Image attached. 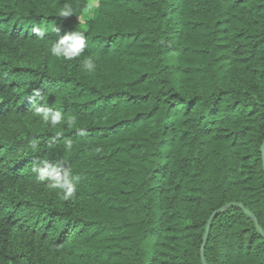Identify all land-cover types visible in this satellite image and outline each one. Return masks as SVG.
I'll list each match as a JSON object with an SVG mask.
<instances>
[{
	"label": "trees",
	"instance_id": "trees-1",
	"mask_svg": "<svg viewBox=\"0 0 264 264\" xmlns=\"http://www.w3.org/2000/svg\"><path fill=\"white\" fill-rule=\"evenodd\" d=\"M92 3L0 0V264H203L229 204L204 262L264 264V0ZM54 27L85 52L52 56Z\"/></svg>",
	"mask_w": 264,
	"mask_h": 264
},
{
	"label": "clouds",
	"instance_id": "clouds-1",
	"mask_svg": "<svg viewBox=\"0 0 264 264\" xmlns=\"http://www.w3.org/2000/svg\"><path fill=\"white\" fill-rule=\"evenodd\" d=\"M98 0L88 5V9L98 7ZM73 12L70 9H65L59 13L61 17H67ZM33 35L43 40L47 35L46 28L33 26ZM52 31L57 36L55 41H52L50 48L47 50L56 58H63L64 61H72L81 56L86 49V31L73 30L60 35V29L54 27ZM96 64L93 58L87 57L83 61V68L91 72L95 69ZM33 116L39 118L47 127L64 126L68 123L65 120L62 112L53 109L49 104L41 101L34 105ZM70 147V146H69ZM33 151H39L36 145L32 146ZM30 171L34 174L37 181L40 183H48L52 189H58L64 199H71L75 192V177L72 170L67 166V161L62 157L55 161L49 160L46 157H37L32 161Z\"/></svg>",
	"mask_w": 264,
	"mask_h": 264
},
{
	"label": "water",
	"instance_id": "water-1",
	"mask_svg": "<svg viewBox=\"0 0 264 264\" xmlns=\"http://www.w3.org/2000/svg\"><path fill=\"white\" fill-rule=\"evenodd\" d=\"M261 152H262V155H263V157H264V142H263V144H262V146H261ZM231 205H232V204H229V205L223 206V207H221L220 209L216 210L215 212H213V214L210 216V218H209V220H208V223H207V226H206V229H205V233H204V236H203V244H202V248H201V258H202L203 264H206V263L204 262V259H203V248H204V243L206 242V239H207V236H208V232H209V228H210L211 221H212V219H213L216 215H218L219 213L223 212L227 207H229V206H231ZM241 207H242V206H241ZM245 212H246L249 216L253 217L252 214H250L247 210H245ZM253 218H254V217H253Z\"/></svg>",
	"mask_w": 264,
	"mask_h": 264
},
{
	"label": "rangeland",
	"instance_id": "rangeland-1",
	"mask_svg": "<svg viewBox=\"0 0 264 264\" xmlns=\"http://www.w3.org/2000/svg\"><path fill=\"white\" fill-rule=\"evenodd\" d=\"M83 19H84L83 17L80 18L81 21H82Z\"/></svg>",
	"mask_w": 264,
	"mask_h": 264
}]
</instances>
